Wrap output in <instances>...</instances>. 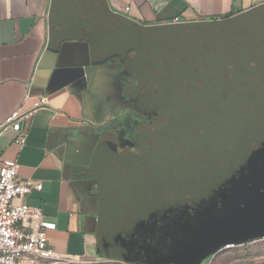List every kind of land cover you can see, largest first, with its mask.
I'll list each match as a JSON object with an SVG mask.
<instances>
[{
  "label": "crops",
  "instance_id": "0c3cea01",
  "mask_svg": "<svg viewBox=\"0 0 264 264\" xmlns=\"http://www.w3.org/2000/svg\"><path fill=\"white\" fill-rule=\"evenodd\" d=\"M174 18L239 29L264 52V0H0V122L42 96L48 100L21 121L23 144L11 130L0 137V161L14 160L18 179L42 184L25 200L54 223L48 243L61 259H94L104 250L93 154L124 135L123 106L113 103L118 70L91 58L116 56L139 27Z\"/></svg>",
  "mask_w": 264,
  "mask_h": 264
},
{
  "label": "flooded vegetation",
  "instance_id": "af4514ba",
  "mask_svg": "<svg viewBox=\"0 0 264 264\" xmlns=\"http://www.w3.org/2000/svg\"><path fill=\"white\" fill-rule=\"evenodd\" d=\"M195 25L139 27L116 56L91 58L115 65L113 103L123 106V138L93 154L104 250L137 248L151 236L177 243L198 224L247 212L264 193L262 151L246 146L248 135L264 137V86H245L236 59L259 52L238 49L229 67L209 71L202 61L209 43L184 34ZM257 63L250 73L264 74Z\"/></svg>",
  "mask_w": 264,
  "mask_h": 264
},
{
  "label": "built area",
  "instance_id": "2783aa9c",
  "mask_svg": "<svg viewBox=\"0 0 264 264\" xmlns=\"http://www.w3.org/2000/svg\"><path fill=\"white\" fill-rule=\"evenodd\" d=\"M129 9L124 7V11ZM178 22V18H174ZM28 99L25 94L23 101ZM48 103L47 97L35 100L28 108L20 107L10 112L0 122V137L11 130L17 133L16 144H23L26 130L21 121L28 120L34 111ZM18 165L14 160L0 161V264H38L40 260H61L57 251L49 245L47 230L54 223L43 217L38 206H32L25 198L42 184L32 179H18ZM232 244H227L229 246ZM223 247V248H224Z\"/></svg>",
  "mask_w": 264,
  "mask_h": 264
},
{
  "label": "water",
  "instance_id": "95a60500",
  "mask_svg": "<svg viewBox=\"0 0 264 264\" xmlns=\"http://www.w3.org/2000/svg\"><path fill=\"white\" fill-rule=\"evenodd\" d=\"M244 39V37L239 36L238 41L240 40L241 43L240 45H238L239 43L234 44L233 48L237 47L242 52L252 56L250 52L255 49V45L250 43L248 39ZM64 44L76 45L77 43L67 42ZM261 55L263 58L259 61L258 66H264L262 61L264 55ZM244 79H249V76ZM251 80L252 83L245 82V86H264V74L259 71L251 74ZM254 123L257 122L254 121ZM248 124L251 127L253 122ZM248 136V140L253 142V144L246 145L248 148L249 145L252 148L249 151L254 152L253 149L256 148L258 151L255 152L262 151V157L264 158V137L256 139L254 136ZM251 156L249 157L251 158ZM257 158L262 159L259 155H257ZM263 161L264 159L260 161L263 164L259 176L264 181V174H262V171L264 172ZM251 202L253 206L247 212H242L243 207H240L239 211H234L232 215L227 214L222 219L211 222L208 220L206 224H198L186 236L187 239H181L177 243L169 240H156L154 236H151L153 240L150 243L145 242L137 248L133 243L128 246L127 243H124L121 245L124 249L120 251L121 246L114 245L115 250L122 257L139 264H199L204 258L215 255L227 244L234 245L250 239L264 237V193L262 192L259 196H256V200Z\"/></svg>",
  "mask_w": 264,
  "mask_h": 264
},
{
  "label": "rangeland",
  "instance_id": "374dc122",
  "mask_svg": "<svg viewBox=\"0 0 264 264\" xmlns=\"http://www.w3.org/2000/svg\"><path fill=\"white\" fill-rule=\"evenodd\" d=\"M190 30L198 33L197 36H191L195 39L199 40L204 38L205 41L209 43L210 50L204 52V57L202 61L204 65L207 66L209 71H214L217 69H221L222 67L226 68L230 66V62H233L234 58L229 57L230 55H234V51L238 52V48H233L235 44V40L239 39V29H226L220 25L210 24L209 26L203 25H195L190 28H186L184 30V34L189 35ZM191 34V33H190ZM243 37V36H241ZM199 38V39H198ZM201 41V40H199ZM207 44V43H206ZM236 52V53H237ZM256 60L251 61V57L241 58L238 57L237 62L242 63L240 67H242V77L243 83H252L251 74L249 73V67L251 65H255L257 62L261 60L262 55L261 52L256 53ZM244 56V54H243ZM233 58V59H232ZM201 59V58H199ZM254 63V64H252ZM207 64V65H206ZM251 64V65H250ZM257 64H260L257 63ZM250 65V66H248ZM236 76L232 75V81H236ZM241 76V75H240ZM246 76H249V79H244ZM245 85V84H244ZM250 86V85H249ZM249 95V94H248ZM44 264H139L132 262L124 257H122L115 249L109 248L100 251V255L95 257L94 259L82 260V261H70V260H57V261H45ZM200 264H264V237H260L257 239L250 240L245 243H241L238 245H229L222 248L215 255L210 258L203 259Z\"/></svg>",
  "mask_w": 264,
  "mask_h": 264
},
{
  "label": "trees",
  "instance_id": "16d2710c",
  "mask_svg": "<svg viewBox=\"0 0 264 264\" xmlns=\"http://www.w3.org/2000/svg\"><path fill=\"white\" fill-rule=\"evenodd\" d=\"M250 240H253V239H250ZM250 240H248V241H250ZM248 241H245V242H248ZM245 242H242V243H245ZM238 244H241V243H238ZM238 244H234L233 246H235V245H238ZM211 257V255H209V256H207L206 258H210ZM206 258H204V259H206ZM201 263V262H200ZM199 263V264H200Z\"/></svg>",
  "mask_w": 264,
  "mask_h": 264
}]
</instances>
